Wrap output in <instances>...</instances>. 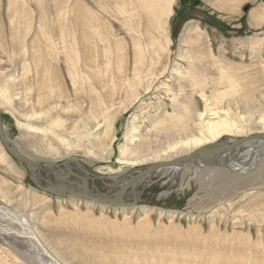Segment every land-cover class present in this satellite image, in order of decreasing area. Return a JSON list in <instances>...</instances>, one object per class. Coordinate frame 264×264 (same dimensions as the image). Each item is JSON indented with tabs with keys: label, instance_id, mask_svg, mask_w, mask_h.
<instances>
[{
	"label": "rangeland",
	"instance_id": "374dc122",
	"mask_svg": "<svg viewBox=\"0 0 264 264\" xmlns=\"http://www.w3.org/2000/svg\"><path fill=\"white\" fill-rule=\"evenodd\" d=\"M128 1L0 0V110L8 137L32 158L80 160L101 189L103 180L143 168L152 163V155L163 156L171 133L165 134L166 125L156 122L178 111L174 96L189 92L174 70L189 68L190 58L181 54L192 57L197 49L183 41L190 42L188 34L195 30L202 38L198 50L216 60L213 74L217 76L221 66L232 80L229 91H235L209 103L195 92L192 109L198 112L207 103L235 116L253 113L246 125L249 133L264 131L258 121L264 114V0H173L170 12L157 11L161 24L145 11L136 15L140 9ZM118 5L127 11L119 13ZM153 36L160 41L158 47L151 44ZM136 39L144 43V68L150 66L157 76L151 79L144 71L142 84L148 89L139 87L132 100L119 82L123 74L116 68L115 50L107 72L104 66L110 41L123 43L131 81ZM155 50L158 55H153ZM66 52L70 59L79 56L77 75ZM227 86L220 84L221 89ZM92 87L112 106L111 115L105 114H113L108 130ZM44 111L64 121L45 135L29 128L47 127L44 114L38 120L28 117ZM192 116L195 133L198 117ZM131 122L137 126L135 142L140 140V146L133 154L119 156ZM5 153L0 160V204L22 212L63 264H264V150L253 153L255 165L247 173L189 165L171 182L169 173L159 169L152 176L153 187L160 189L154 201L118 207L48 194L35 186L25 165ZM141 156L148 159L136 165L119 159ZM72 172L92 183L81 170ZM165 187L169 194L160 195ZM8 240L0 237V264H34Z\"/></svg>",
	"mask_w": 264,
	"mask_h": 264
},
{
	"label": "bare ground",
	"instance_id": "6f19581e",
	"mask_svg": "<svg viewBox=\"0 0 264 264\" xmlns=\"http://www.w3.org/2000/svg\"><path fill=\"white\" fill-rule=\"evenodd\" d=\"M233 1H235L236 3H240V1L242 0ZM132 2L135 3L136 8L140 9V12H137L134 7L136 15H141L142 13V15L144 16L145 11L146 13L154 15L156 17L159 15V13H157L159 9H166L167 12H170L173 0H129L128 4ZM222 8H226V5H222ZM117 11L119 13H123L126 12L127 9L122 7L121 5H118ZM128 16L130 17V19L132 18L130 12L128 13ZM130 22L131 21L129 20V23ZM156 22L158 24H161V17H156ZM163 23L166 24V20H163ZM124 26L128 31L135 32V29L131 25L125 24ZM160 29H162V32L165 31L164 26H162ZM138 34L139 36L143 35L140 32ZM188 35L191 38V41L189 42L186 38L183 42L191 44L194 43L195 46L193 47L196 48L197 51L195 52V55H192V57L191 55L186 56L185 53H182V58H190L189 68L187 70H181L177 68L174 71L176 72V75H178V81H186V86L189 87V92L181 93L180 97L178 98L177 96H174V108L177 107L178 111L166 114L163 117L159 118V120L156 122V124H165V134L171 133L173 136L171 134L167 136L169 140H167L165 150L162 151L163 156H161V154L152 155V163L144 166L141 169L136 168L133 172L127 174H137L150 165L157 163H169L175 159L193 154L194 158L191 159V161H179L174 164L164 165L163 167L157 168L153 172L142 176L134 185L126 186L125 179L127 178H121L118 180L117 184L114 187L109 189H101L93 183L94 178L89 175V171L81 163L80 160L68 159L57 161L55 159L32 158L28 156L24 151L20 149L16 142H14L8 137L0 110L1 127L3 130L4 137L10 142L9 148L11 150H17L25 158H27L28 161H20L17 158H13L26 166L29 173V177L32 182L34 183L35 181V184L42 188H45L50 184L59 185L64 183L72 187V189L77 193H84L87 189L94 198L105 200L107 202H112L118 197H120L121 204H123L120 206H127L134 205L132 204L133 200L137 202H142L143 204L145 202H148L150 204L151 201H154V198L157 196H155V194L160 189L153 187V183H155L156 181L152 179V176L154 175V172L159 169H164L166 172L169 173V179L171 182L174 181L176 175L179 174L183 168L189 165H192L195 168L222 167V169H227L236 173H247L249 170H251L255 165V158L253 159L252 157L253 153L257 152L258 154V151L264 150V131L261 130L255 135L249 133L246 125L249 121H252L251 118L253 116V113H249V116H235L230 112L229 109L221 108V110H217L208 107L207 103L205 104L203 110L197 112V110L192 109V101H194L193 94L195 92H197L205 102H210L211 99L214 101H221V99H223L227 95V93H233L235 90L229 91L234 88L230 86L232 84V80H230L228 73L225 72L220 65V70L219 72L217 71L218 75L215 76L213 74L214 72H212V66L215 65L216 60L211 54L208 53L210 51H208V54L205 55V52L203 53L201 50H198L201 49L202 44V38L198 30L189 33ZM61 39L63 46L65 47V39L63 37V33ZM51 42L52 44H55V40H51ZM158 43L160 44L158 37L153 36L151 44L156 45L158 47ZM167 43H170V39L167 40ZM122 44H119L116 40L114 41V44L111 43V41L110 44H108V54L106 55L107 61L104 66L105 72L108 71L111 65L112 59L110 53L115 50L117 54H119L116 68L119 73L123 74V78L119 82H121V87L125 86L126 90H129V92L132 94V100H135L139 95V87H143V89L145 90L148 89V86L144 87V85L142 84V78H144V71L150 75L151 79L155 78L157 76V73H155V71L150 66L144 68V43L136 39V54L134 58L135 64L133 66L134 75L133 79L130 81L129 76H127L126 73V56L124 52V45ZM154 54L158 55V51L155 50L153 55ZM74 55L76 56L77 53L75 52ZM78 57L79 56H76L70 59L69 54L66 52V58L69 59V65H71V71L74 75L78 74V70L75 64L78 61ZM149 60L150 63L155 61L152 55L150 56ZM109 77L111 83H115L113 74H111ZM85 78L88 79L87 76ZM226 82L228 84L227 88L221 89L220 84ZM92 90L95 92L94 94L96 99L100 101V106L97 107V111L98 113H100V116H103V123L105 124V129L108 130L113 125V114L109 117L105 116V114L111 115L109 110L112 106L108 104L105 97H103L100 92H98L93 87ZM207 90H209V94H206ZM0 91L4 92V89L0 88ZM3 99L7 100L5 96L3 97ZM258 108L260 112V106H258ZM250 110L251 109H248V111ZM42 114H44L43 118H47V127H41L30 124V129L35 131H42L45 135L51 129H54L56 126L63 125L64 123V121L60 117H52L48 115L47 111L39 113L33 112L28 117H32L35 120H38L41 118ZM192 115H196L198 117V121L194 122L193 124V127L195 128V133L193 132L192 126L190 125V121L193 117ZM93 119L96 121L97 116L93 117ZM258 121L262 122L264 126V114L259 115ZM94 126H96V129H99V122H97ZM136 131L137 126L133 122H131V127L125 135L126 140L119 147V156H125V154H133L136 152V149L139 148L140 140L138 141V143L135 142L137 139L135 134ZM97 137L98 135H96L95 138ZM241 138H245L246 140H244L239 145L234 146L230 150H222L221 143H231ZM59 140L61 143L68 144L67 140L64 138H60ZM0 142L5 148L4 149L0 146V160L3 161L7 156L5 150L8 154L9 152L8 148L5 147L1 139ZM141 143L143 145V142ZM145 155L146 154H144V156ZM142 157L143 156L135 159L119 157V159L126 160L130 165H136L137 163L142 162L143 159H148ZM80 166L84 167L85 170L88 172L87 177L85 172L81 170ZM75 169L81 170L86 178L92 180V183L87 182L84 178H79L78 176H76L72 172ZM97 178L102 179L100 176H97ZM118 178H115L113 180L106 179L103 180V182L110 185L115 182ZM164 190H162L160 195L169 194V188L165 187ZM0 237L4 240L9 239L8 242L12 245V247L17 249L18 252H21L28 256L31 260H33L34 264H53L44 254L42 250L43 248L53 257L55 264H63L58 259V257L55 256L45 246L44 242L37 234L36 230L32 228L29 220L22 212L10 210V212L7 213L0 211Z\"/></svg>",
	"mask_w": 264,
	"mask_h": 264
},
{
	"label": "water",
	"instance_id": "95a60500",
	"mask_svg": "<svg viewBox=\"0 0 264 264\" xmlns=\"http://www.w3.org/2000/svg\"><path fill=\"white\" fill-rule=\"evenodd\" d=\"M0 139L2 140L3 144L5 145V147L8 148V152H9V154L12 157L17 158L20 161H28V159L25 158L17 150H11L9 148L10 142H9V140H7L4 137L3 130H2V127H1V118H0ZM244 140H246V139L245 138L244 139L241 138V139H237V140H235V141H233L231 143H225V142L221 143L222 150H230L234 146L239 145L240 143H242ZM193 158H194V155L192 154V155H188V156H184V157L175 159V160H173V161H171L169 163L153 164V165L148 166L147 168H145L144 170H142L141 172H139L137 174L121 175V177H119L115 182H113L110 185L106 184V183H104L102 181V183H103L102 187L104 189L112 188V187H114L117 184L118 180L121 179V178H124V179L127 178V179H125V185L126 186L134 185L142 176L153 172L157 168L163 167L164 165H168V164H174V163L179 162V161H191V159H193ZM80 168H81V170H83L85 172L86 177H87L88 172L85 170V168L82 167V166H80ZM125 176H127V177H125ZM34 184H35V181H34ZM36 187L38 189L42 190V191L47 192L48 194L54 195V196L80 198V199L89 200V201H92V202H94L96 204H100V205H104V206H112V207L116 206L117 207V206L123 205V204H121L120 197H118L116 200H114L112 202H107L105 200H100V199L94 198L89 193V191L87 189H86V191L84 193H77V192H75L72 189V187H70L69 185L64 184V183L59 184V185L58 184H54V185L50 184V185H48L45 188H42V187H40L38 185H36ZM136 203H138V202L135 201V200L132 201V204H136ZM0 211L7 212V213L10 212V210L8 208H6L3 204H0ZM42 250H43L44 254L46 255V257L50 260V262L55 264V261L53 260V257L44 248Z\"/></svg>",
	"mask_w": 264,
	"mask_h": 264
}]
</instances>
